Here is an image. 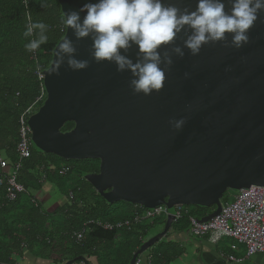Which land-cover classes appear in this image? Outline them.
Instances as JSON below:
<instances>
[{"label":"water","instance_id":"1","mask_svg":"<svg viewBox=\"0 0 264 264\" xmlns=\"http://www.w3.org/2000/svg\"><path fill=\"white\" fill-rule=\"evenodd\" d=\"M55 1L61 15L97 2ZM164 3L196 7V0ZM65 35L77 49L76 58L88 60L89 67L72 71L65 63L59 75H49L61 40L57 43L43 71L45 99L27 120L30 142L37 140L41 153L64 161H98V172L84 180L97 193L108 192L112 201L166 208L162 230L144 237L129 264H138L169 236L173 207H213L199 220L206 222L220 214L222 201L231 194L264 187V13L249 32L251 42L239 50L210 44L197 56L184 48L180 59L172 46H165L162 56L167 51L173 65L163 89L150 96L133 93L129 71L117 72L107 61L96 63L89 54L90 38L77 40L71 29ZM184 38L180 33L173 46L183 48ZM137 52L136 45L121 50L133 62ZM181 117L186 123L175 131L168 121ZM66 123L72 128L62 132ZM76 261L90 264L83 256L63 264Z\"/></svg>","mask_w":264,"mask_h":264},{"label":"trees","instance_id":"2","mask_svg":"<svg viewBox=\"0 0 264 264\" xmlns=\"http://www.w3.org/2000/svg\"><path fill=\"white\" fill-rule=\"evenodd\" d=\"M27 12L29 22L21 0H0V154L10 161L15 159L18 118L40 93V83L34 74L36 62L47 69L52 51L65 32L55 0H29ZM41 21L48 25L49 40L37 51L28 52L24 46L35 38V33L32 37H25L24 33L31 23ZM71 128L72 124L66 123L61 131L67 132ZM63 165L71 168L64 177L55 171ZM98 165V161L92 160L64 161L31 147L30 158L23 162L18 174V182L27 193L8 202L5 188L0 187V264H14L17 258L22 260L23 257L63 264L80 256L95 258L96 264H129L132 254L157 224L155 221L129 231H104L90 226L81 246L70 238L72 232L81 230L89 220L116 223L129 219L133 214V205L112 201L108 192L97 193L85 182L84 176L97 173ZM44 182L51 183L66 195L71 192L72 202L53 213L44 212L31 194ZM227 194L230 193L223 197ZM229 201L223 200L222 204ZM186 208L188 214L197 220L205 219L207 211L213 210V207ZM183 223L187 225L186 218L177 220L174 225ZM55 225L54 230L49 229ZM149 250L148 264L164 262L160 248ZM79 263L76 261L74 264Z\"/></svg>","mask_w":264,"mask_h":264},{"label":"clouds","instance_id":"3","mask_svg":"<svg viewBox=\"0 0 264 264\" xmlns=\"http://www.w3.org/2000/svg\"><path fill=\"white\" fill-rule=\"evenodd\" d=\"M81 13H86L82 20ZM261 13L264 0H227V4L225 0H196L194 10L190 6L181 9L164 0H97L83 4L78 10L64 11L61 24L67 33L71 29L77 40L91 39L89 54L96 63L107 61L116 65L117 72L129 71L132 76L129 87L134 94L150 96L163 89L166 73L173 65L167 51L162 56L161 49L165 46H172V53L180 59L185 56L184 48L197 56L210 44L222 43L225 48L239 50L251 42L249 32ZM47 31L44 22L31 23L24 35L32 37L35 33V38L25 44V50L35 52L46 44ZM182 32L186 35L183 48L173 46ZM133 45L138 47L135 62L121 53ZM76 52L73 41L63 36L48 74L59 75L65 63L72 71L87 69L89 61L77 59ZM168 123L180 131L186 118H173Z\"/></svg>","mask_w":264,"mask_h":264},{"label":"built area","instance_id":"4","mask_svg":"<svg viewBox=\"0 0 264 264\" xmlns=\"http://www.w3.org/2000/svg\"><path fill=\"white\" fill-rule=\"evenodd\" d=\"M27 22L29 14L27 12L29 0H21ZM35 60V57H33ZM36 62V61H35ZM35 76L40 83L39 96L27 107L18 118L17 142L15 145V159H9L0 154V187L5 188V199L12 202L20 194H26V190L18 182V174L25 160L31 155L30 131L27 127L28 118L38 110V106L45 99L43 89V67L36 62ZM42 170V168H40ZM48 169L53 170L52 167ZM59 176H66L71 172L69 166H60L55 170ZM54 171V172H55ZM42 176V180H44ZM73 200L71 192L67 195L68 203ZM134 211L129 219L116 223H108L100 220H89L85 222L82 229L71 233V240L81 246L84 235L89 231L90 226L101 228L104 231L136 230L146 222L150 224L156 220H164L168 216L164 206L147 210L140 206H134ZM186 218L188 232L195 238H205L209 243L216 244L224 238L232 239L245 250V256L251 257L255 254L264 255V187H250L234 193L228 203L222 204L221 212L218 216L206 222H201L188 214L185 206L173 207V223ZM235 249V245L230 247ZM228 262H239L232 256H227ZM14 264H21L16 261Z\"/></svg>","mask_w":264,"mask_h":264},{"label":"crops","instance_id":"5","mask_svg":"<svg viewBox=\"0 0 264 264\" xmlns=\"http://www.w3.org/2000/svg\"><path fill=\"white\" fill-rule=\"evenodd\" d=\"M31 194L36 204L46 213H53L56 209L63 208L68 204L66 193L58 191L48 182H44L39 190ZM211 212L212 210L207 211V215ZM150 232L151 229L148 233ZM232 245H235L234 250L230 249ZM156 248L161 249L165 258L164 262L156 264H264V255L255 254L246 257L244 247L232 239L224 238L216 244H211L205 238L191 236L184 223L176 227L172 225L169 236L156 243L151 250ZM149 255L150 250L147 255L144 254L140 257L138 264H148ZM227 256H232L239 262H228ZM22 260L23 264H58V262L25 259L24 257ZM87 261L90 264H96L95 258H89Z\"/></svg>","mask_w":264,"mask_h":264},{"label":"rangeland","instance_id":"6","mask_svg":"<svg viewBox=\"0 0 264 264\" xmlns=\"http://www.w3.org/2000/svg\"><path fill=\"white\" fill-rule=\"evenodd\" d=\"M31 147L35 151H42L43 150L42 144L35 139H32ZM231 196H232V194H231ZM155 222L157 224H155V226L153 228H151V232L149 233L150 235L157 233L160 229L162 230L165 221L164 220H158ZM147 224H149V222H147ZM173 225H174V223H173ZM55 227H57V225H55L54 227L49 226V229L52 228V230H54ZM174 227H176V225H174ZM57 235H58V233H57ZM17 261L21 262V264H23V260L17 258Z\"/></svg>","mask_w":264,"mask_h":264}]
</instances>
